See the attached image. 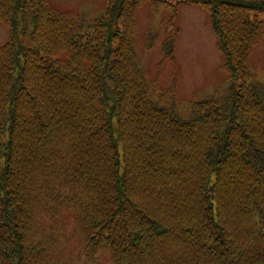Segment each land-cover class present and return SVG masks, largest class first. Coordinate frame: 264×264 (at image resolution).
Instances as JSON below:
<instances>
[{
  "label": "trees",
  "instance_id": "1",
  "mask_svg": "<svg viewBox=\"0 0 264 264\" xmlns=\"http://www.w3.org/2000/svg\"><path fill=\"white\" fill-rule=\"evenodd\" d=\"M104 1L0 0V264H264V0L169 4L163 57L198 3L227 79L186 102L138 60L145 0Z\"/></svg>",
  "mask_w": 264,
  "mask_h": 264
},
{
  "label": "rangeland",
  "instance_id": "2",
  "mask_svg": "<svg viewBox=\"0 0 264 264\" xmlns=\"http://www.w3.org/2000/svg\"><path fill=\"white\" fill-rule=\"evenodd\" d=\"M59 10L83 14L94 18L103 10L104 0H50ZM177 0H165L154 6L150 0L138 7L137 36L135 47L140 64L150 79L166 89L175 83V93L180 101L204 97L217 89H224L227 79L219 68V55L215 37L208 24L207 10L195 2L178 5L176 26L179 28L175 41L174 61L165 59L161 51L169 4ZM169 5V6H168ZM156 31L158 39L146 49L143 35ZM7 40V28L0 22V44ZM248 66L257 80L264 77V37L248 57Z\"/></svg>",
  "mask_w": 264,
  "mask_h": 264
}]
</instances>
